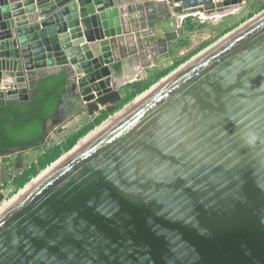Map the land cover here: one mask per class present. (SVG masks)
<instances>
[{
    "label": "water",
    "instance_id": "1",
    "mask_svg": "<svg viewBox=\"0 0 264 264\" xmlns=\"http://www.w3.org/2000/svg\"><path fill=\"white\" fill-rule=\"evenodd\" d=\"M249 1L164 3L187 16ZM131 10L120 0H0V102H28L36 81L66 70L42 135L0 157L45 146L87 103L134 81L119 82ZM0 264H264V11L4 206Z\"/></svg>",
    "mask_w": 264,
    "mask_h": 264
},
{
    "label": "rangeland",
    "instance_id": "2",
    "mask_svg": "<svg viewBox=\"0 0 264 264\" xmlns=\"http://www.w3.org/2000/svg\"><path fill=\"white\" fill-rule=\"evenodd\" d=\"M253 1L254 0H250L249 2L245 3L242 8H238L236 11L227 13L226 15L222 16L202 18L198 15H188L183 19V23L181 25L177 23V16L173 14L168 5L165 4L166 0H134L135 4H133V6H130L132 10L128 14V17L131 15V18L128 19L131 23L135 21V23H137V28L142 30V32H137L134 35L136 46H134V48L132 49L133 54L130 58V68L138 67V70L140 71L139 75L141 76L136 77L134 81L126 83L118 88L114 87V90L118 91L120 93V96L124 98L129 92H133L136 89L140 88L147 81L156 82L157 80L155 79V75L168 66L172 65L175 58H179L185 55L189 50L193 49L196 45L201 44L204 41L214 39V41H216L222 35L231 31L232 29L243 23L245 20L249 19V13L256 9L264 0H255V2ZM150 16H153V18L151 19ZM160 40L168 41V43L165 42L168 45L167 52L162 56L160 53L159 57L153 56V58H150L152 60L147 59V56L145 57L144 54L145 52H143V50L145 49L143 47H147L149 43L157 45L158 47L161 45L164 46L165 43L159 42ZM139 50L140 52L138 53ZM130 68L129 71L128 69H126L125 73L122 74V77L120 78L121 81L119 82H123L127 80V78L132 77V75L135 73V70L130 71ZM154 83H152L151 85H153ZM127 85L129 86L128 90H126L125 87ZM140 93H138L136 96H138ZM136 96H134L133 98H135ZM102 107L103 106L100 105V108ZM96 114L97 111L89 114L87 112L86 105V110L79 115H76L72 121L68 122L63 131L57 132L56 129L51 130V132L49 133L50 140L45 146L31 148L21 152L1 156L0 203L3 200L9 198L19 189L16 187V185L13 184L12 179L35 164L38 157L42 154L47 146H63L64 140L67 136H70V134L74 132L76 133L81 128L91 123L93 120V116Z\"/></svg>",
    "mask_w": 264,
    "mask_h": 264
},
{
    "label": "trees",
    "instance_id": "3",
    "mask_svg": "<svg viewBox=\"0 0 264 264\" xmlns=\"http://www.w3.org/2000/svg\"><path fill=\"white\" fill-rule=\"evenodd\" d=\"M263 8L264 1L256 9L251 11L248 17H251ZM214 40L204 41L189 50L185 55L175 58L172 65L155 75V79L158 80L165 76L170 70L174 69ZM65 78L66 70L65 68H61L57 72L42 76L34 83L35 90L28 102H0V150L8 147L29 145L38 140L43 133L45 121L53 114L59 101ZM154 82L147 81L140 88L129 92L124 98L120 96L118 91L113 90L87 103V112L89 114L97 111V114L93 116L92 122L76 133L74 132L70 136H67L63 146H47L35 164L12 179L13 184L17 188L22 187L32 176L53 162L63 152L69 150L87 131L103 121L108 115L120 109L126 102L147 89ZM125 87L128 90L129 86L127 85ZM100 105L103 107L100 108Z\"/></svg>",
    "mask_w": 264,
    "mask_h": 264
},
{
    "label": "bare ground",
    "instance_id": "4",
    "mask_svg": "<svg viewBox=\"0 0 264 264\" xmlns=\"http://www.w3.org/2000/svg\"><path fill=\"white\" fill-rule=\"evenodd\" d=\"M237 10V9H236ZM235 9L231 10L230 13L236 11ZM261 12L264 11V8L262 10H260ZM258 12L261 13V12ZM257 13L254 14L253 17H255L256 15H258ZM200 15L202 18H207V17H214V16H222L220 13H213L210 15H205V14H198ZM253 17L245 20L243 23H241L240 25H238L237 27H235L234 29H232L231 31L225 33L224 35H222L220 38H218L216 41L212 42L211 44H209L207 47H205L204 49H202L201 51L197 52L195 55L191 56L188 60H186L185 62H183L182 64L178 65L175 69H173L172 71H170L168 74H166L165 76L159 78L153 85H151L150 87H148L145 91L141 92L138 96H136L135 98L131 99L130 101H128L126 104H124L119 110H117L115 113L110 114L108 117H106L101 123H99L98 125H96L93 129L89 130L86 134H84L83 136H81L76 143L66 152L62 153L60 155V157L56 158L53 162H51L50 164H48L45 168L41 169L36 175L32 176V178L27 181L22 187H20L14 194H12L9 198L3 200L0 203V210L6 206L10 201H12L16 196H18L22 191H24L29 185H31L35 180H37L41 175H43L46 171H48L52 166H54L57 162H59L62 158H64L67 154H69L72 150H74L77 146H79L84 140H86L91 134H93L96 130H98L100 127H102L105 123H107L109 120H111L112 118H114L116 115H118L123 109H125L128 105H130L132 102H134L135 100H137L139 97H141L143 94H145L147 91H149L151 88H153L154 86H156L158 83H160L162 80H164L166 77H168L169 75H171L172 73H174L175 71H177L178 69H180L182 66H184L186 63H188L190 60H192L193 58H195L197 55H199L200 53H202L203 51H205L206 49H208L209 47H211L212 45H214L215 43H217L219 40H221L222 38H224L225 36H227L229 33H231L232 31H234L235 29H237L238 27H240L241 25H243L244 23H246L247 21H249L250 19H252ZM180 18V17H179ZM80 114V113H79ZM77 114V115H79ZM75 117V116H74ZM74 117L70 120L72 121L74 119ZM68 121V122H70ZM67 122V123H68ZM66 123V124H67Z\"/></svg>",
    "mask_w": 264,
    "mask_h": 264
},
{
    "label": "crops",
    "instance_id": "5",
    "mask_svg": "<svg viewBox=\"0 0 264 264\" xmlns=\"http://www.w3.org/2000/svg\"><path fill=\"white\" fill-rule=\"evenodd\" d=\"M8 1L11 2V1H14V0H8ZM120 2L123 3V4H125V5H127V7H130L131 5L133 6V4H135L134 3V0H120ZM193 15H196V14H193ZM176 16H177V23L182 25L183 19L186 16H182V15H176ZM198 16H200V15H198ZM126 18H131V15L129 17H128V15H126ZM150 18L152 19L153 16H150ZM136 24L137 23H135V21H133L132 23L130 22L129 25H127L128 26L127 28L130 30V34L127 37V40L123 41L121 39V41H120V44L124 48L123 49V53L129 59L132 57V54H133L132 53L133 52L132 49L134 48V46H136L135 36L134 35L137 32H142V30H140V29L137 28ZM159 42H164V43L166 42V43H168L167 40H163V41L160 40ZM166 43H165L164 46L161 45L159 47L157 45H154V44H151V43H149V45H147V47L144 46L143 48H145V49L143 50V52H145L144 53L145 54V57L147 56V59L152 60L150 58H153V56H158L159 57L160 56V53H161V56H162L163 54H165L167 52V49H168V45ZM139 52H140V50L138 51V53ZM181 53H183V52H181ZM133 68H130V71L135 70V73L129 79L132 78L133 80H135L136 77H140L141 75H139L140 71L138 70V67H133ZM128 71H129V69H128ZM120 86L121 85H119V86L116 85V88H118Z\"/></svg>",
    "mask_w": 264,
    "mask_h": 264
}]
</instances>
